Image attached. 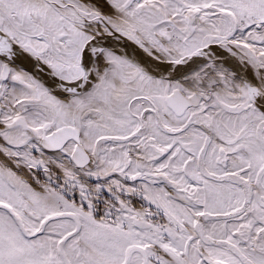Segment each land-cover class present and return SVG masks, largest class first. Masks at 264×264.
I'll use <instances>...</instances> for the list:
<instances>
[{
    "label": "snow or ice",
    "instance_id": "1",
    "mask_svg": "<svg viewBox=\"0 0 264 264\" xmlns=\"http://www.w3.org/2000/svg\"><path fill=\"white\" fill-rule=\"evenodd\" d=\"M0 264H264V0H0Z\"/></svg>",
    "mask_w": 264,
    "mask_h": 264
}]
</instances>
